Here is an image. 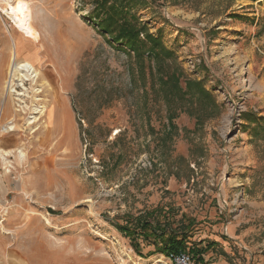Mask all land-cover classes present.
Returning a JSON list of instances; mask_svg holds the SVG:
<instances>
[{
  "label": "rangeland",
  "instance_id": "1",
  "mask_svg": "<svg viewBox=\"0 0 264 264\" xmlns=\"http://www.w3.org/2000/svg\"><path fill=\"white\" fill-rule=\"evenodd\" d=\"M22 1L40 41L12 1L0 28L49 85L31 130L10 59L0 81V149L14 151L0 159V264H174L144 243L139 256L116 226L156 209L202 241V263L187 251L197 264H264V0H130L181 90L207 92L169 102L89 18L93 0Z\"/></svg>",
  "mask_w": 264,
  "mask_h": 264
},
{
  "label": "trees",
  "instance_id": "2",
  "mask_svg": "<svg viewBox=\"0 0 264 264\" xmlns=\"http://www.w3.org/2000/svg\"><path fill=\"white\" fill-rule=\"evenodd\" d=\"M130 2V0H93V10L89 18L94 20L101 33L108 36L110 44H118V48L128 56L134 57L138 68V80L143 89L149 78L150 85L154 88L156 84L157 90L167 102L175 98L182 100L184 95L190 99L206 96L207 92L201 84L192 80H187L185 90H181L180 73H177V68L173 67L172 63L173 53L162 46L159 38L145 32L144 26L132 13ZM129 72L134 83L135 73L132 66ZM168 108V119L171 120L174 107ZM171 213H173L171 209L166 212L156 209L135 217L129 216L124 225L116 226L131 238L133 248L139 256H143L140 246L144 243L153 246V250L148 254L161 253L169 256L188 251L196 255L197 261L202 263L206 247H200L202 241L198 243L190 241V230H186L182 219L174 226L175 221L171 220L173 216ZM161 215L163 220L158 219Z\"/></svg>",
  "mask_w": 264,
  "mask_h": 264
},
{
  "label": "bare ground",
  "instance_id": "3",
  "mask_svg": "<svg viewBox=\"0 0 264 264\" xmlns=\"http://www.w3.org/2000/svg\"><path fill=\"white\" fill-rule=\"evenodd\" d=\"M7 1H12L11 3L13 10V20L14 23L20 29V31H22V34H26L29 38L33 39L34 41H40V32L34 26L33 22L31 21V18H28L26 15V3L22 0ZM9 73L10 77L7 87L10 95L14 98L19 99L20 101H23L25 97L31 99V106L29 107L30 115L25 119V124L31 129L32 125L38 119V115L36 116L34 115V113L43 115L45 111V105H43V103H40L41 98L39 96V93L42 92V88L44 86H48L49 84L47 80L44 79V74L42 73V70L37 68L31 61L27 59L17 60L16 47L9 61ZM26 83H29L30 88L26 87ZM18 87L20 88V91L16 89ZM13 152V150L0 149V159L3 161L4 165H10L7 157L11 156ZM17 152L20 156L23 155V152L21 150H17Z\"/></svg>",
  "mask_w": 264,
  "mask_h": 264
},
{
  "label": "crops",
  "instance_id": "4",
  "mask_svg": "<svg viewBox=\"0 0 264 264\" xmlns=\"http://www.w3.org/2000/svg\"><path fill=\"white\" fill-rule=\"evenodd\" d=\"M13 39L17 40L15 34L9 31V33L6 35L0 28V81L4 79L3 77L5 75V69L12 54Z\"/></svg>",
  "mask_w": 264,
  "mask_h": 264
},
{
  "label": "built area",
  "instance_id": "5",
  "mask_svg": "<svg viewBox=\"0 0 264 264\" xmlns=\"http://www.w3.org/2000/svg\"><path fill=\"white\" fill-rule=\"evenodd\" d=\"M168 259L174 264H197L194 257L187 251L171 254L168 256Z\"/></svg>",
  "mask_w": 264,
  "mask_h": 264
}]
</instances>
